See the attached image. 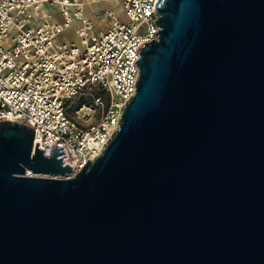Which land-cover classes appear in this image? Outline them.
<instances>
[{"label":"water","instance_id":"obj_1","mask_svg":"<svg viewBox=\"0 0 264 264\" xmlns=\"http://www.w3.org/2000/svg\"><path fill=\"white\" fill-rule=\"evenodd\" d=\"M156 15L118 129L74 176L0 122V264H264V0Z\"/></svg>","mask_w":264,"mask_h":264},{"label":"built area","instance_id":"obj_2","mask_svg":"<svg viewBox=\"0 0 264 264\" xmlns=\"http://www.w3.org/2000/svg\"><path fill=\"white\" fill-rule=\"evenodd\" d=\"M0 0V122L34 131L33 146L62 148L69 178L100 155L134 96L138 48L157 39L158 0ZM58 13L60 20L54 16ZM72 28L76 40L69 29Z\"/></svg>","mask_w":264,"mask_h":264},{"label":"rangeland","instance_id":"obj_3","mask_svg":"<svg viewBox=\"0 0 264 264\" xmlns=\"http://www.w3.org/2000/svg\"><path fill=\"white\" fill-rule=\"evenodd\" d=\"M95 7V11L94 12H90L89 10H86V16H89L90 18H92V20H94L95 22H99V23H103V17L102 15H100V18H98L96 20V14L103 11L105 8H111L115 10L116 14H119V16L121 17V19L123 21H126V18L124 16V11L121 7V5L117 2V0H102L99 3L94 5ZM54 16L56 17L57 20H60V17L58 15V13L55 11ZM69 32L72 34V37L74 40H76V37L74 36V32L73 29L70 28ZM61 177V176H60ZM62 178V177H61Z\"/></svg>","mask_w":264,"mask_h":264},{"label":"bare ground","instance_id":"obj_4","mask_svg":"<svg viewBox=\"0 0 264 264\" xmlns=\"http://www.w3.org/2000/svg\"><path fill=\"white\" fill-rule=\"evenodd\" d=\"M28 175H32V176H46V175H35V174H31V173H28ZM57 178H61L60 176H56Z\"/></svg>","mask_w":264,"mask_h":264}]
</instances>
